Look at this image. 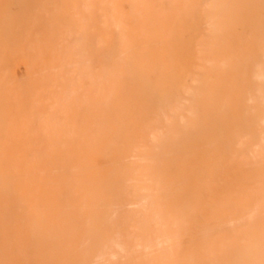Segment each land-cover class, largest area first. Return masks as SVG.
<instances>
[{
  "label": "bare ground",
  "instance_id": "1",
  "mask_svg": "<svg viewBox=\"0 0 264 264\" xmlns=\"http://www.w3.org/2000/svg\"><path fill=\"white\" fill-rule=\"evenodd\" d=\"M147 2L126 15L88 7L96 32L83 33L69 29L73 6L63 0L55 9L0 0L2 30L20 23L62 31L83 49L68 70L54 65L52 85L45 76L13 81L12 62L0 56V133L22 149L12 157L0 141V264H29L32 253L45 255V264H264V2L256 10L249 0ZM255 18L261 34L246 45ZM78 79L88 99L60 103ZM43 97L52 98L48 117L73 109L64 138L51 139L38 116ZM96 99L127 134L111 132L109 121L93 131L113 159L92 184L97 203L87 217L80 211L89 205L87 180L73 163ZM43 143L49 151L34 165L32 151ZM135 181L138 195L127 188ZM129 203H146L145 218L126 213Z\"/></svg>",
  "mask_w": 264,
  "mask_h": 264
},
{
  "label": "rangeland",
  "instance_id": "2",
  "mask_svg": "<svg viewBox=\"0 0 264 264\" xmlns=\"http://www.w3.org/2000/svg\"><path fill=\"white\" fill-rule=\"evenodd\" d=\"M38 2H47L49 5L55 9L56 7V0H37ZM125 0H63V4L67 3L68 5L73 6V14H72V21L70 24L71 30H80L81 32L85 33L87 31H95L94 28L96 26V21L92 17H88L86 15V8H90L93 6L95 9L99 11L107 10L109 12H117L123 13L126 15L130 11L131 5H137L142 1L150 0H126L125 3H122ZM130 3V4H127ZM250 7L254 10L260 8V4L264 2V0H249ZM161 6H166L167 0H159ZM85 4L88 5L85 7ZM129 7V9H128ZM151 8L149 5L144 7V11L147 13L150 12ZM75 15V16H74ZM9 17L12 19L14 18V13L10 12ZM53 17V16H51ZM117 18V16L115 17ZM40 20L39 16L36 15L35 17V26H37V22ZM52 20V18H51ZM113 21V20H112ZM116 22V19H115ZM113 24L110 26L109 31H113ZM262 22L255 18L250 26L247 34L243 36V42L246 45H253L257 39L259 38L262 30ZM23 26L18 23L17 26L14 27V30L5 31L2 30L0 25V56L8 59L12 62V66L9 68V76L13 79V81H27L32 80L36 76H45L48 80L47 83L52 85L54 82V74L58 72L60 68L54 67L57 63L63 62L64 67L63 70L66 71L69 69L70 61L75 59L79 53L83 52L82 47L77 44L74 37H70L69 34H64L62 31L56 33V30L48 29L46 31L39 30L38 28H31V29H23ZM36 29V30H35ZM96 32V31H95ZM98 40L99 37L93 36V40ZM124 41L121 43L123 46L126 45V36L124 37ZM93 69V68H92ZM187 84H190V78H186ZM66 82V81H65ZM72 93L65 94L61 98H59V102L67 105L72 100L77 103H82L86 99H88L82 91L85 87L88 86L86 80L78 79L73 83L69 82ZM52 98L46 100L45 97L42 99V104L44 106L39 108L37 114L43 120H48V131L49 137L51 139L55 137L57 138H64L62 137V132L60 128L64 129H71L74 126V113L73 109H67L64 107L62 109V113L59 115L58 119L53 116H49L50 108L45 106L48 101H51ZM46 102V103H45ZM95 110L93 114L89 117V124L88 126L81 127L78 130V136L85 137L86 140V147L82 150L77 149V151L81 155V159L76 160L74 167L81 175L85 176L86 178V198L88 199L89 205L87 207L80 208L87 217L92 216V213L96 206V197L95 194L97 191H94L92 188V184L97 180L105 175L111 169L112 166V153L99 148L97 145L94 144L95 135L93 131L96 126L100 125L104 121H109V128L111 132L119 131L123 134H127L126 130L123 129L121 121L117 118L115 113H110L108 111L101 110L104 107V102L101 99H96L94 102ZM48 111V114H47ZM65 115V116H64ZM65 118V119H64ZM42 120V121H43ZM21 131L23 132V136L28 135L27 133V126H21ZM0 141L3 146L9 147L12 152V157L17 158L20 155L21 146L17 144L14 139L9 140V136L3 134L1 131ZM67 138H74L76 135L73 133L65 134ZM66 138V137H65ZM59 140V139H58ZM74 140V139H73ZM54 142V141H53ZM58 142V141H56ZM25 145L26 142L21 141ZM47 143H43L41 145L37 144L33 151H32V159L30 162H34V165H38L43 163V156L46 155L49 151V146L46 145ZM31 145V144H30ZM73 145V141L69 143V147ZM42 147L46 148V152L43 151V155L39 151ZM31 148L32 145H31ZM83 156V157H82ZM42 159V160H40ZM158 162L155 159H152L151 164L156 170V166ZM127 188L133 195H138L143 190L141 189L139 183L136 181L133 183H129ZM156 184L152 187V190H155ZM132 205V206H131ZM147 207L146 203L137 204V203H129L125 206L124 210L126 213H131L135 219H143L147 215L146 210L144 209ZM93 228V232L98 230L97 224L90 225ZM46 256L45 255H38L32 253L29 257V264H45Z\"/></svg>",
  "mask_w": 264,
  "mask_h": 264
}]
</instances>
